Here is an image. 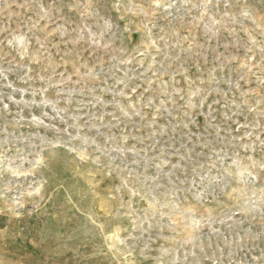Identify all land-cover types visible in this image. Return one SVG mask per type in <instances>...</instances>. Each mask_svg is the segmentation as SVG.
Masks as SVG:
<instances>
[{"label": "rangeland", "instance_id": "374dc122", "mask_svg": "<svg viewBox=\"0 0 264 264\" xmlns=\"http://www.w3.org/2000/svg\"><path fill=\"white\" fill-rule=\"evenodd\" d=\"M0 264H264V0H0Z\"/></svg>", "mask_w": 264, "mask_h": 264}]
</instances>
